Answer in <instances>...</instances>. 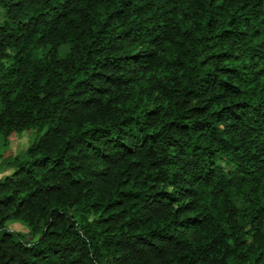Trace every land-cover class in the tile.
Returning a JSON list of instances; mask_svg holds the SVG:
<instances>
[{
    "label": "trees",
    "instance_id": "1",
    "mask_svg": "<svg viewBox=\"0 0 264 264\" xmlns=\"http://www.w3.org/2000/svg\"><path fill=\"white\" fill-rule=\"evenodd\" d=\"M0 142V264H264V0H0Z\"/></svg>",
    "mask_w": 264,
    "mask_h": 264
},
{
    "label": "rangeland",
    "instance_id": "2",
    "mask_svg": "<svg viewBox=\"0 0 264 264\" xmlns=\"http://www.w3.org/2000/svg\"><path fill=\"white\" fill-rule=\"evenodd\" d=\"M67 51H68V47L66 46H61L59 49V53L61 56H63ZM37 135L38 133L35 130L15 132L10 138V142L8 144L9 150L6 153V154H12V156L7 158L6 160L8 161L9 159L13 158L15 155L24 152L27 146L29 145V143L32 142L37 137ZM3 151L4 148L2 146V143L0 142V153ZM1 159L2 158H0V171L5 172L8 169L12 171V168H7L6 162ZM2 176L3 175H1V177ZM8 225L10 229L16 232H20L30 242L37 240V238L39 237L38 235H33L30 232L29 227L21 221L9 220Z\"/></svg>",
    "mask_w": 264,
    "mask_h": 264
},
{
    "label": "crops",
    "instance_id": "3",
    "mask_svg": "<svg viewBox=\"0 0 264 264\" xmlns=\"http://www.w3.org/2000/svg\"><path fill=\"white\" fill-rule=\"evenodd\" d=\"M9 172H11L9 169L6 170L5 172H1V171H0V177H1V175H4L5 173H9Z\"/></svg>",
    "mask_w": 264,
    "mask_h": 264
}]
</instances>
